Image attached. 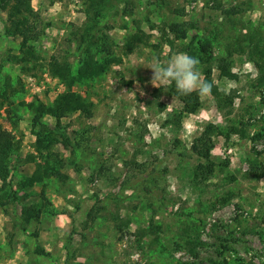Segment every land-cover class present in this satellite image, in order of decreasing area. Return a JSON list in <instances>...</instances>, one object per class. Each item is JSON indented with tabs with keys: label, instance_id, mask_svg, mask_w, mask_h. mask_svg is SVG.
<instances>
[{
	"label": "rangeland",
	"instance_id": "1",
	"mask_svg": "<svg viewBox=\"0 0 264 264\" xmlns=\"http://www.w3.org/2000/svg\"><path fill=\"white\" fill-rule=\"evenodd\" d=\"M28 2L22 47L0 0V264H65L67 237V264H264V0ZM176 52L213 85L193 113L146 67ZM67 91L90 114L34 124Z\"/></svg>",
	"mask_w": 264,
	"mask_h": 264
},
{
	"label": "trees",
	"instance_id": "2",
	"mask_svg": "<svg viewBox=\"0 0 264 264\" xmlns=\"http://www.w3.org/2000/svg\"><path fill=\"white\" fill-rule=\"evenodd\" d=\"M33 12L30 8L28 0H14V4L11 6V12L9 13L10 21L13 23V32H10V28H5L6 32L8 34H12L14 36H19L22 39V47H25L27 45V42L31 38L30 36V25L28 24V19L32 18ZM185 30H195V31H201L198 21L193 20L185 25ZM209 29H206L205 31H208ZM101 70V66H99L96 63L89 62V64H85V71L87 73L89 72H95L97 70ZM78 78L82 77V73H78ZM68 76V74H67ZM171 93L174 94V96L181 102L182 104V112L185 113H193L195 112L200 104V95L193 91L190 94L184 95L179 93L176 90L175 84L171 87ZM34 117L33 122L35 124L36 121L40 120L45 115H50L52 117H55L57 119H61L65 117L67 114L73 113V112H81L85 113L86 115L90 114V111L83 101V99L78 96L75 93H72L71 91H67L64 94H62L58 99L54 101V103L51 106H44L42 104H39L34 108ZM208 131L207 129L203 132L202 136L198 138L193 144H192V152L196 154L199 157H204L202 148L206 145V142H208ZM206 140V141H205ZM7 149V147H5ZM8 150L4 152L6 154ZM206 163H198L197 164V172L204 176L208 177L212 174L214 169L213 162L209 161L208 159H205ZM5 160L0 161V169L4 172ZM46 175H52L51 173H46ZM110 198L108 196L106 199ZM153 204L158 208V210H163L165 208V202L161 198L158 200V204H155V198L152 197ZM69 245H70V238L67 237L64 243V249L66 252V262L69 257ZM38 253H40L43 256L49 257V254L45 252L43 248H39Z\"/></svg>",
	"mask_w": 264,
	"mask_h": 264
},
{
	"label": "clouds",
	"instance_id": "3",
	"mask_svg": "<svg viewBox=\"0 0 264 264\" xmlns=\"http://www.w3.org/2000/svg\"><path fill=\"white\" fill-rule=\"evenodd\" d=\"M199 63L197 57L186 52H176L163 61L159 57H153L146 67L152 70L151 83L155 87L174 83L181 94L187 95L195 91L199 95H209L213 85L203 78Z\"/></svg>",
	"mask_w": 264,
	"mask_h": 264
}]
</instances>
